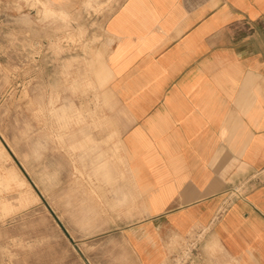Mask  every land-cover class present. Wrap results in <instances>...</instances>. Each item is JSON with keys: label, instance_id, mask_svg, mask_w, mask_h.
<instances>
[{"label": "crops", "instance_id": "obj_1", "mask_svg": "<svg viewBox=\"0 0 264 264\" xmlns=\"http://www.w3.org/2000/svg\"><path fill=\"white\" fill-rule=\"evenodd\" d=\"M102 30L142 204L114 227L134 264H165L195 231L264 264V0H114Z\"/></svg>", "mask_w": 264, "mask_h": 264}, {"label": "rangeland", "instance_id": "obj_2", "mask_svg": "<svg viewBox=\"0 0 264 264\" xmlns=\"http://www.w3.org/2000/svg\"><path fill=\"white\" fill-rule=\"evenodd\" d=\"M113 4L0 0V264H134L114 227L142 204L99 56ZM204 240L165 264H235Z\"/></svg>", "mask_w": 264, "mask_h": 264}]
</instances>
